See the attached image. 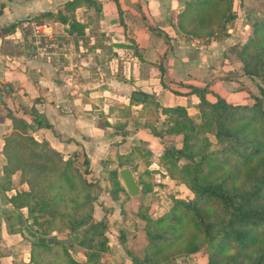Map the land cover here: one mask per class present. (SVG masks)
<instances>
[{
    "label": "crops",
    "instance_id": "0c3cea01",
    "mask_svg": "<svg viewBox=\"0 0 264 264\" xmlns=\"http://www.w3.org/2000/svg\"><path fill=\"white\" fill-rule=\"evenodd\" d=\"M71 1L4 0L0 174L3 140L12 131L10 116L31 124L30 113L37 112L49 127L34 130L32 138L47 141L80 164L86 157L97 175L108 170L109 158L138 155L139 140L157 142L137 117L142 104L133 99H142V94L161 107L178 104L194 112L198 99L189 93L191 88L206 89L210 102L219 97L243 104L249 95L260 97L253 82L234 74L225 57L235 28L248 30L252 6L264 0H233L234 20L220 39L194 37L180 29L179 17L191 0H77L73 7L65 6ZM35 33L44 42L39 47ZM188 102L191 106H185ZM15 236L1 225L0 264H31L14 259L16 245L6 242Z\"/></svg>",
    "mask_w": 264,
    "mask_h": 264
},
{
    "label": "trees",
    "instance_id": "16d2710c",
    "mask_svg": "<svg viewBox=\"0 0 264 264\" xmlns=\"http://www.w3.org/2000/svg\"><path fill=\"white\" fill-rule=\"evenodd\" d=\"M76 1L65 6L73 7ZM232 1H189L179 17L180 29L199 38L225 37L228 24L234 20ZM251 25L252 35L240 49V54L247 56L242 71L249 77L259 76L264 82V76L256 70V62L264 64V14ZM24 35H29L28 29ZM189 93L198 99L197 120L184 107H161L149 95L133 99L142 104L141 112L153 104L166 116L165 134L181 137L180 147L163 148L160 164L170 179L184 183L193 195L190 201L173 200L170 209L156 219L138 213L137 217L145 223L147 241L143 260L159 261L177 243L182 245L184 253L204 248L208 264H264V103L254 98L251 105H232L219 97L214 102L208 101L206 89L191 88ZM30 115L31 124L10 116L12 131L3 140L2 174L7 179L18 174L19 183L28 187L27 191L12 194L6 203L13 211L31 212L35 208L39 217L58 219L64 229L76 233L73 236L76 244L89 252L84 261H77L62 247L64 264H102L100 255L106 247V225L102 221L88 224L89 215L79 212L92 199L84 197L81 203L70 201V212H63L60 195L53 194L58 189L87 190L90 184L82 176L89 174V161L84 157L79 164L83 168L80 172L70 156L47 141H35L31 133L49 125L34 110ZM142 126L162 140L161 132L149 122ZM208 133L215 138V147L206 137ZM132 157L131 154L123 158L129 161ZM109 183L123 191L116 170L109 171ZM95 236L101 239L96 246L92 245ZM120 238L124 242L122 233ZM37 240L36 237L30 242V262L53 264L35 261L34 253L51 251L55 241L48 244L47 239L43 243Z\"/></svg>",
    "mask_w": 264,
    "mask_h": 264
},
{
    "label": "rangeland",
    "instance_id": "374dc122",
    "mask_svg": "<svg viewBox=\"0 0 264 264\" xmlns=\"http://www.w3.org/2000/svg\"><path fill=\"white\" fill-rule=\"evenodd\" d=\"M247 3L250 4V2ZM252 7L253 11L249 12L251 18L248 19L250 24L254 20L260 19L264 14V1L258 2ZM238 27L240 28V26ZM239 28H235V34L236 32L237 34L233 43L228 46L225 59L231 62L232 67H234V74L244 76L245 79H250L253 82V88L257 89L260 97L249 95V101L246 103H227L232 105H251L254 103V98H258L264 103V82L261 81L259 76L249 77L242 71L243 60L247 56L241 55L240 49L252 35L253 28L252 25H250L248 30L244 31L241 29L239 31ZM34 35L36 45L38 47L41 46L44 42L41 41L40 34L35 33ZM256 63L258 75L264 76V64L260 63V61ZM248 70L250 71V68ZM186 104L185 106H191L189 102ZM173 106L181 105L173 104L169 107ZM186 112L197 120L198 110L194 112L193 109H189ZM127 114L128 112H124V116H127ZM137 117L144 122H149L152 127L160 131L163 136L162 140L157 138V142H152V144L145 139L139 140V145L136 146L138 155H134L129 161L122 159L111 160L109 158L105 161L107 167H109L107 168L108 170L101 171L97 175L90 168L89 174L82 176L90 184L87 190L72 192L64 189L55 190L53 194H59L61 198L62 207L60 209L63 212H70L69 210L72 207L70 201L81 203L84 197L92 199V202L90 204L86 203L85 207H81L79 212L89 215L86 218L88 224L102 221L106 225L104 230L106 247L100 255L102 264H208V255L204 248L194 253H184L181 250L182 245L177 243L168 248L163 253L166 256L161 257L159 261L154 258L148 261L143 260L147 241L144 235L145 223L137 217L138 213L145 217L156 219L170 209L173 200L190 201L193 199V195L184 183L177 179H170L164 167L160 164V156L164 147L173 145L180 147V136L165 134L166 125L164 122L166 116L162 115L160 110L155 108L153 104H148V108L144 112L140 111ZM33 135L37 136V140H39L38 133ZM206 137L211 142V146L215 147L216 141L213 135L208 133ZM73 160L77 163H75V167L81 172L83 168L79 165L80 162ZM2 161L4 164V159ZM115 165L117 166L116 169L114 168ZM122 168H128L131 171L139 188V194L134 198L128 196L121 184L118 170ZM110 169L117 171V180L123 191H118L109 183ZM19 180L18 174H14L8 179L2 172L0 174V227L3 224L9 234H16L15 240L6 242L7 244L16 245L11 250L14 259L17 261L29 259L30 261V242L37 237L38 239L54 240L56 244L51 251L42 253L36 251L34 253L35 261L64 264L61 253L62 247L66 248L73 259L84 261L89 251L76 244L73 239L76 233L73 234L64 229L58 219L51 220L46 216L39 217V212L35 208L31 212L27 209L13 211L10 208L6 203L7 198L17 191L28 190L25 184L19 183ZM142 191H145V193H142ZM139 208H141V211L138 212ZM212 208L214 207L210 209ZM214 210H216V207ZM121 233L124 235V242H121ZM100 241L101 239L95 236L92 245L96 246ZM1 242L3 241L0 238ZM26 253H28V256H25Z\"/></svg>",
    "mask_w": 264,
    "mask_h": 264
},
{
    "label": "water",
    "instance_id": "95a60500",
    "mask_svg": "<svg viewBox=\"0 0 264 264\" xmlns=\"http://www.w3.org/2000/svg\"><path fill=\"white\" fill-rule=\"evenodd\" d=\"M118 176L128 196L130 198L136 197L139 194V188L136 185L131 171L128 168H122L118 171ZM37 241L43 243L45 239L39 238ZM46 242L50 244L52 240L47 239Z\"/></svg>",
    "mask_w": 264,
    "mask_h": 264
},
{
    "label": "built area",
    "instance_id": "2783aa9c",
    "mask_svg": "<svg viewBox=\"0 0 264 264\" xmlns=\"http://www.w3.org/2000/svg\"><path fill=\"white\" fill-rule=\"evenodd\" d=\"M3 4H4V0H0V10L2 9L3 7ZM47 49V44H44V46L42 47V50L43 51H46Z\"/></svg>",
    "mask_w": 264,
    "mask_h": 264
}]
</instances>
